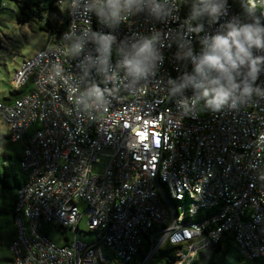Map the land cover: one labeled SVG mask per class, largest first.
Segmentation results:
<instances>
[{
	"label": "built area",
	"instance_id": "2783aa9c",
	"mask_svg": "<svg viewBox=\"0 0 264 264\" xmlns=\"http://www.w3.org/2000/svg\"><path fill=\"white\" fill-rule=\"evenodd\" d=\"M93 3L69 0L63 34L14 72L13 87L30 89L0 101L11 139L30 135L10 246L15 264H108L107 252L113 264H129L145 236L151 243L139 264L168 243L177 246L172 264H195L230 235L244 258L264 257V100L183 115L175 85L193 66L175 38L161 37L163 60L139 79L127 76L117 49L133 33L179 29L185 9L167 24L140 14L117 27ZM189 38L198 52V37ZM257 84L264 86V73ZM96 89L102 103L77 104ZM102 157L109 161L101 175L94 166ZM84 216L90 242L78 237ZM46 225L74 238L56 243Z\"/></svg>",
	"mask_w": 264,
	"mask_h": 264
},
{
	"label": "clouds",
	"instance_id": "9594fccd",
	"mask_svg": "<svg viewBox=\"0 0 264 264\" xmlns=\"http://www.w3.org/2000/svg\"><path fill=\"white\" fill-rule=\"evenodd\" d=\"M258 3L264 6V0H242L235 14H230L229 0H94L91 7L100 18L117 27L140 14L167 24L180 19L182 7L188 8L179 29L170 28L167 34L157 29L149 35L133 33L125 38L117 55L127 76L139 79L157 60H163L157 47L163 46L161 37H174L181 54L193 66L175 85L180 93L178 107L183 115L195 118L205 110L217 112L225 106L235 108L238 102L250 105L264 100V86L257 84L264 73V15H257ZM222 18L227 19L221 22ZM206 25L213 30L206 31ZM193 34L198 37V52L189 38ZM101 51L107 54V40ZM188 91L191 96L185 94ZM76 102L87 110L103 102V93L96 89Z\"/></svg>",
	"mask_w": 264,
	"mask_h": 264
},
{
	"label": "trees",
	"instance_id": "16d2710c",
	"mask_svg": "<svg viewBox=\"0 0 264 264\" xmlns=\"http://www.w3.org/2000/svg\"><path fill=\"white\" fill-rule=\"evenodd\" d=\"M17 20L20 23H33L35 21H45V25L40 27L49 32L55 38H59L67 28L69 21L68 4L64 9L61 8L59 0H14ZM238 11L242 0H229ZM247 2V0H243ZM2 3V0H0ZM188 13V8L183 7ZM257 15H264V6L259 3L256 7ZM26 92L25 88L12 89L9 96L4 100L11 101L14 98L22 96ZM31 134V132H30ZM30 135L25 136L20 141H13L10 134L5 136L0 149V214L8 213V233L5 230L0 231V264H15V256L10 246L17 235L15 224L16 206L18 201V190L27 180V174L21 166L23 153L29 145ZM202 213H199V216ZM44 230V229H43ZM44 232V231H43ZM49 231H45L48 234ZM66 234L68 233L65 232ZM66 238H70L67 234ZM150 237L145 236L139 253L132 262L139 263L150 247ZM177 246L168 243L161 251V264H172L176 259ZM159 252V251H158ZM157 252V253H158ZM155 254V256L157 255ZM108 258L112 261V254L108 253ZM200 259L195 264H264V257L248 260L244 258L239 251L233 236L223 239L218 244H213L207 253L200 254ZM233 258V260H231ZM108 264H113V262ZM201 261V262H200ZM132 262H129L131 264Z\"/></svg>",
	"mask_w": 264,
	"mask_h": 264
},
{
	"label": "rangeland",
	"instance_id": "374dc122",
	"mask_svg": "<svg viewBox=\"0 0 264 264\" xmlns=\"http://www.w3.org/2000/svg\"><path fill=\"white\" fill-rule=\"evenodd\" d=\"M63 1L65 4L69 2V0ZM40 25L44 26L45 21H35L33 23L18 22L14 0H2V3H0V101L9 96L12 89H15L12 79L15 70L20 66L21 62L33 56L51 38L49 32L42 29ZM25 89L27 92L30 87L27 86ZM7 134H9L8 124L0 115V149ZM108 161V158L102 157L101 162L95 164L94 172L102 175ZM8 219V213L2 212L0 214V231L5 230L8 233ZM87 229V216H84L80 222L78 237L80 240L90 242L93 238L90 233L86 232ZM49 230L50 237L59 244H64L68 241L66 238L67 234L74 238V232L71 229H69L66 234L55 227L46 225L43 231ZM165 247L160 250H163ZM160 250H158L159 252L153 257L149 264L162 263V253ZM231 260H233V258H231ZM131 264L139 263L132 262Z\"/></svg>",
	"mask_w": 264,
	"mask_h": 264
},
{
	"label": "crops",
	"instance_id": "0c3cea01",
	"mask_svg": "<svg viewBox=\"0 0 264 264\" xmlns=\"http://www.w3.org/2000/svg\"><path fill=\"white\" fill-rule=\"evenodd\" d=\"M208 250H209V249H208ZM208 250H206V251H205V252H203V253H207V252H208ZM201 254H202V253H201ZM200 256H201V255H199V257H198L197 261L200 259ZM197 261H196V262H197ZM200 262H201V261H200Z\"/></svg>",
	"mask_w": 264,
	"mask_h": 264
}]
</instances>
